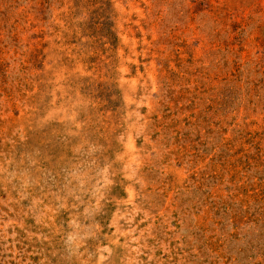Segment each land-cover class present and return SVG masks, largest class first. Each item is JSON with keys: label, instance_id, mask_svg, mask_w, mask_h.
Masks as SVG:
<instances>
[{"label": "rangeland", "instance_id": "374dc122", "mask_svg": "<svg viewBox=\"0 0 264 264\" xmlns=\"http://www.w3.org/2000/svg\"><path fill=\"white\" fill-rule=\"evenodd\" d=\"M0 264H264V0H0Z\"/></svg>", "mask_w": 264, "mask_h": 264}]
</instances>
